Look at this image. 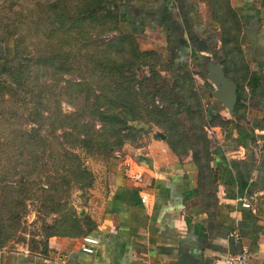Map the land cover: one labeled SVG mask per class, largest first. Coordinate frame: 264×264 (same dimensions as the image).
<instances>
[{
  "label": "rangeland",
  "instance_id": "374dc122",
  "mask_svg": "<svg viewBox=\"0 0 264 264\" xmlns=\"http://www.w3.org/2000/svg\"><path fill=\"white\" fill-rule=\"evenodd\" d=\"M118 5L0 0V250L57 261L95 226L113 167L150 140L208 162L213 88L198 67L122 35Z\"/></svg>",
  "mask_w": 264,
  "mask_h": 264
},
{
  "label": "crops",
  "instance_id": "0c3cea01",
  "mask_svg": "<svg viewBox=\"0 0 264 264\" xmlns=\"http://www.w3.org/2000/svg\"><path fill=\"white\" fill-rule=\"evenodd\" d=\"M119 13L121 31L164 60L202 73L205 59L220 60L239 87L234 112L206 77L207 163L150 140L131 155L143 182L114 166L112 194L87 237L63 243L55 262L0 250V264H216L243 250L264 264V0H119ZM7 56L0 44V72Z\"/></svg>",
  "mask_w": 264,
  "mask_h": 264
},
{
  "label": "water",
  "instance_id": "95a60500",
  "mask_svg": "<svg viewBox=\"0 0 264 264\" xmlns=\"http://www.w3.org/2000/svg\"><path fill=\"white\" fill-rule=\"evenodd\" d=\"M204 65V73L215 89L213 97L233 113L238 102V84L227 77L220 60L207 58ZM161 138L164 140L165 136Z\"/></svg>",
  "mask_w": 264,
  "mask_h": 264
},
{
  "label": "built area",
  "instance_id": "2783aa9c",
  "mask_svg": "<svg viewBox=\"0 0 264 264\" xmlns=\"http://www.w3.org/2000/svg\"><path fill=\"white\" fill-rule=\"evenodd\" d=\"M131 160L132 159L125 161L123 172L130 182L134 184H141L143 182L144 175L132 170L133 161ZM142 203L146 204V198H142ZM232 237H234L237 242L240 240L239 235L233 234ZM216 264H252V258L249 251L243 250L241 253L230 254L222 259L217 260Z\"/></svg>",
  "mask_w": 264,
  "mask_h": 264
},
{
  "label": "trees",
  "instance_id": "16d2710c",
  "mask_svg": "<svg viewBox=\"0 0 264 264\" xmlns=\"http://www.w3.org/2000/svg\"><path fill=\"white\" fill-rule=\"evenodd\" d=\"M118 24H119V31L121 30V28H120V13H119V5H118ZM120 33L122 34V35H124V36H126V37H129V38H134V37H132V36H130V35H127V34H125V33H123L122 31H120ZM8 61H11V59H9ZM176 65V64H175ZM178 66H181L182 67V65H178ZM186 67V66H185ZM112 117H113V119H109L108 120V122H107V124H110L109 126H112V125H116V122H115V120H116V113H112ZM218 119V121H216L217 122V124H221L222 126H225V125H227V124H229V122H225V121H223V120H219V118H217ZM211 124H213V123H211ZM112 128H114V127H112ZM84 141H86V140H84ZM172 148V147H171ZM173 149V148H172ZM173 151L176 153V151L173 149ZM209 155H210V150H209ZM196 161L198 162V163H201V160H199V159H197L196 158ZM94 228V227H93Z\"/></svg>",
  "mask_w": 264,
  "mask_h": 264
}]
</instances>
